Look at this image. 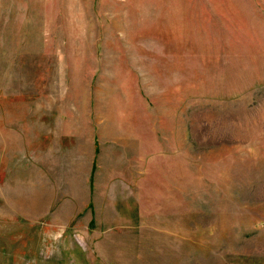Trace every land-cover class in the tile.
Returning <instances> with one entry per match:
<instances>
[{"label": "rangeland", "instance_id": "1", "mask_svg": "<svg viewBox=\"0 0 264 264\" xmlns=\"http://www.w3.org/2000/svg\"><path fill=\"white\" fill-rule=\"evenodd\" d=\"M0 264H264V0H0Z\"/></svg>", "mask_w": 264, "mask_h": 264}]
</instances>
